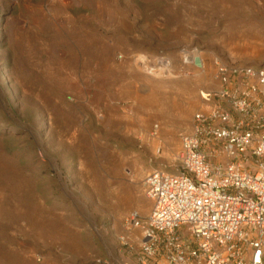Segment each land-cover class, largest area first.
<instances>
[{"label":"rangeland","instance_id":"374dc122","mask_svg":"<svg viewBox=\"0 0 264 264\" xmlns=\"http://www.w3.org/2000/svg\"><path fill=\"white\" fill-rule=\"evenodd\" d=\"M216 62L264 67V0H0V264H139Z\"/></svg>","mask_w":264,"mask_h":264},{"label":"built area","instance_id":"2783aa9c","mask_svg":"<svg viewBox=\"0 0 264 264\" xmlns=\"http://www.w3.org/2000/svg\"><path fill=\"white\" fill-rule=\"evenodd\" d=\"M196 53L184 63L202 67ZM215 64L220 87L200 93L177 172L147 174L152 209L127 218L142 231L139 264H264V67Z\"/></svg>","mask_w":264,"mask_h":264},{"label":"bare ground","instance_id":"6f19581e","mask_svg":"<svg viewBox=\"0 0 264 264\" xmlns=\"http://www.w3.org/2000/svg\"><path fill=\"white\" fill-rule=\"evenodd\" d=\"M169 66L168 65H165L163 68L159 69L158 71H156L157 73H154V74H157V75H163V71L164 70H168ZM153 72V71H152ZM165 74V72H164Z\"/></svg>","mask_w":264,"mask_h":264},{"label":"crops","instance_id":"0c3cea01","mask_svg":"<svg viewBox=\"0 0 264 264\" xmlns=\"http://www.w3.org/2000/svg\"><path fill=\"white\" fill-rule=\"evenodd\" d=\"M181 232H182L183 235H186L185 229H182Z\"/></svg>","mask_w":264,"mask_h":264}]
</instances>
